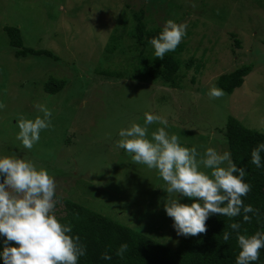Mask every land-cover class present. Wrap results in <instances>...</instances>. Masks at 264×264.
Here are the masks:
<instances>
[{
  "label": "rangeland",
  "instance_id": "obj_1",
  "mask_svg": "<svg viewBox=\"0 0 264 264\" xmlns=\"http://www.w3.org/2000/svg\"><path fill=\"white\" fill-rule=\"evenodd\" d=\"M168 3L0 0V155L31 159L55 178L56 195L86 203L174 249L182 236L173 229L163 203L175 194L166 192L157 170L135 163L117 146L118 131L132 122L143 126L144 113L151 112L168 120L166 131L177 134L181 146L196 147L197 159L208 147L228 151L224 131L230 118L264 133V0L185 1L190 9L178 23H186V32L192 34L180 42L186 43L182 59L199 61L204 52L206 63L200 75L194 74V66L184 68L181 88L145 81L140 75L136 80L97 79L96 70L126 67L121 55L109 59L104 49L113 31L124 28L130 11L143 8L148 19L163 27L166 20L182 16ZM9 26L20 29L26 47L52 51L59 60L16 58L4 30ZM245 66L252 71L242 87L209 98V88L219 87L222 76ZM51 77L68 81L64 91L52 97L43 89ZM38 103L51 109V127L29 150L16 139L15 121L21 115L34 118ZM159 127L163 125L158 121L148 125L149 138ZM69 137L72 145L65 148ZM66 157L70 164L64 168ZM200 168L210 174V169Z\"/></svg>",
  "mask_w": 264,
  "mask_h": 264
},
{
  "label": "clouds",
  "instance_id": "obj_2",
  "mask_svg": "<svg viewBox=\"0 0 264 264\" xmlns=\"http://www.w3.org/2000/svg\"><path fill=\"white\" fill-rule=\"evenodd\" d=\"M186 23L172 19L164 22L161 31L148 40L157 58L163 59L168 52L175 51L186 36ZM207 95L219 98L224 92L213 85ZM34 118L21 115L16 121L19 131L16 139L25 149H32L40 141L43 130L51 127L52 111L45 104L34 106ZM158 121L163 127L151 132L148 125ZM168 120L151 112L144 113V124L132 122L120 128L117 146L131 154L137 164L155 169L166 183L170 195L163 208L172 220L178 236H196L206 232V221L212 215L231 218L242 216L249 222L258 210L245 204L242 197L251 191L245 181L246 169L238 167L230 151L218 152L215 148L205 149L197 159L196 147L181 146L177 134L166 131ZM264 142H258L250 152V162L256 168H264ZM210 169L208 172L202 171ZM56 180L48 170L25 156L0 155V261L2 264H78L86 255V246L80 237L71 235V223H61L55 215ZM185 198L190 202H182ZM231 231L224 230L225 242L235 234L238 254L235 264H255L260 250L264 249V230L254 234H242L238 222L228 224ZM12 242L15 243L13 246ZM127 243L116 250L123 257ZM101 259L109 261L112 256L106 251Z\"/></svg>",
  "mask_w": 264,
  "mask_h": 264
},
{
  "label": "trees",
  "instance_id": "obj_3",
  "mask_svg": "<svg viewBox=\"0 0 264 264\" xmlns=\"http://www.w3.org/2000/svg\"><path fill=\"white\" fill-rule=\"evenodd\" d=\"M156 1L160 3L170 1L168 6L172 7L171 10L175 15L182 12L181 18L175 20L177 23L186 16L190 9L188 6L190 4L185 3L187 0ZM126 7L130 8L129 5ZM130 12L131 16L127 19L128 22L123 24L124 28L117 27L113 31L104 49V52L106 50L105 54L109 55V59L115 55H121L126 67L116 70H96L94 75L97 79L104 77L136 80L140 75L145 81L159 82L164 87L174 89L181 88L182 78L185 76L184 68L191 69L194 66V74H201L206 63L204 52L199 61L190 58L185 63L181 55L185 50L186 43H180L175 51L166 53L163 59L155 57L150 51L153 48L148 40L156 36L162 27L156 26L153 20L148 19L143 8ZM196 26L197 22L193 23V27ZM4 30L16 58L44 56L52 61L59 60L52 51L26 47L18 27L9 26ZM186 33V36L192 34L189 30ZM238 45L239 41H237ZM251 71V66L242 67L231 74L222 76L218 80V85L225 93L231 94L235 89L243 86ZM196 81V77L192 76L191 82L195 84ZM67 83L66 79L51 77L43 82V89L46 94L52 97L62 93ZM224 136L228 151L232 153L233 161L238 167L246 169L247 174L244 179L251 185V191L242 197L243 202L251 204L254 209H257L258 215L249 213L248 215L252 217L249 222H244L242 216L230 220L228 217L218 214L212 215L206 221L205 233L196 236H182L179 244L172 249L94 210L86 203H80L72 197L65 198L56 195L55 215L61 223H71V235L79 236L80 243L86 246V255L79 258L78 264H235V256L239 252L235 234L233 233L227 242L222 238L224 230L231 231L228 224L231 222L240 223V231L246 235L254 234L257 230H264V168L258 169L250 162L251 149L258 142H264V133L248 129L237 120L230 118L225 126ZM70 139L71 137L64 141L65 148H70L72 145ZM65 162L62 164H64V168H67L70 164L69 157H66ZM58 169L61 175L62 171L60 170L63 168L58 166ZM2 239L0 238V240ZM122 243H127L128 249L123 257H118L115 253ZM12 244L15 246L14 242ZM106 251L112 256L109 261L101 259V254ZM255 264H264V249L260 250L259 259Z\"/></svg>",
  "mask_w": 264,
  "mask_h": 264
}]
</instances>
